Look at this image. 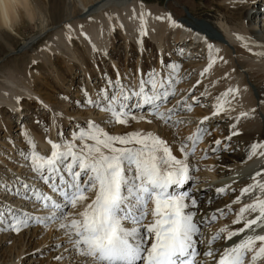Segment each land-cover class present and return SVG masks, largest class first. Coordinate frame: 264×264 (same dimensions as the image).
<instances>
[{
    "label": "snow or ice",
    "instance_id": "1",
    "mask_svg": "<svg viewBox=\"0 0 264 264\" xmlns=\"http://www.w3.org/2000/svg\"><path fill=\"white\" fill-rule=\"evenodd\" d=\"M248 2L249 0H226L233 10L245 6ZM91 7L93 6H89L88 10ZM106 15L109 21L113 20L111 15ZM150 18L155 22L165 23L173 30L182 28L171 13L161 12L152 16L150 12L145 11L141 3L140 12L133 10V16L129 18L134 22L133 31L137 33L135 43L138 50L144 49V39L149 37ZM89 20L92 18L89 17ZM117 26L124 27L123 24L117 25L113 22L110 26L111 34H114ZM79 28V33H76L71 24H64L66 42L71 43L74 39L83 37V40L91 45L93 53L101 59L106 58V52L97 48L83 32V25H79ZM201 31L205 30L194 32L193 28L189 27L186 39L193 43L194 47L203 45L206 49V65L200 72L203 77L205 74H211L218 62L227 65L228 60L220 55L219 47L200 35ZM212 31L214 29L209 28L207 34L210 36ZM233 35L240 47L252 52L251 45L254 42L248 36L235 32ZM258 47L264 49V43ZM51 48L52 45L45 42L40 51H49L55 55ZM254 54L264 57V51ZM160 56L159 72L152 66L146 73L139 68L131 71L125 69L121 73L119 66L113 64L116 78L113 79L107 72L103 73L101 79L104 84L96 89L95 99L82 88L83 99L74 101L69 94L63 96V101L69 105L82 103L85 106L102 107L120 125L129 123V112L148 108L152 118H158V123L167 126L172 114L178 111V105H188L186 110H190L189 99L198 102V98L194 93H190L177 101L172 108L161 111V105L175 95L172 86L177 82L175 77L179 75L181 67L178 60H173L172 56L182 58L184 52L180 50L171 53L168 63L163 60L162 49ZM39 62L33 60L31 63L36 65ZM138 71L141 72L140 78L133 84ZM145 75L147 80L144 79ZM228 76L229 73L225 72L224 77ZM209 83L215 84L216 81ZM196 84H201V80L197 79ZM239 91L238 87L230 85L219 93L215 97L210 115L203 117L194 133L179 140L175 133H172L171 140H166L152 131L134 130L123 134H110L92 120L86 121V127L77 128V122L69 118L72 127L68 130V136L65 137L61 133L55 142L48 139L50 154H38L35 150L34 134L24 125L21 117V128L17 135L26 145L22 152L24 166L30 173L38 174L37 178L43 182L47 191L16 178V184L20 187L14 194L33 201L47 212L41 217L11 207H8L7 211L0 209V229L6 227L8 231L18 234L22 229L31 227L34 221L45 227L50 223L55 224L62 233L59 244L51 246L58 250L53 257L56 264H201L197 256L199 245L204 243L199 239L203 236L201 224L204 221L197 219L200 197L190 190V184L194 182L191 176L194 168L192 159L197 142L207 132L204 122L210 123L221 114L239 122L242 117H248L250 112L255 111H240L238 115L231 116L226 106L231 104L229 97L234 98ZM16 99L19 103L25 98ZM27 99L35 100L39 105L37 113H47L52 123H55L57 118H62L63 109L58 110L31 95ZM259 105L264 106V99L259 101ZM18 110L23 111V108ZM144 119L143 116H131V120ZM34 122L39 126L38 116ZM148 123L151 124L152 120ZM47 131V128L43 129L45 135ZM229 131V137L223 141V148L220 147V139L214 141V154L229 149L231 137L239 134L237 124L230 123ZM9 138L6 135L5 139ZM257 153L264 159V141L251 143L248 158ZM217 158L219 159V156ZM251 180L252 183L239 189V195L226 206L231 211L232 205L242 203L241 197L246 193L252 192L255 195L256 190L259 191L260 195L253 202L243 203L235 212L231 223L242 226L221 229L207 241L208 244L214 243L226 231L223 239L229 241L230 246L224 247L222 252L217 250L219 258L216 264H264V175L256 172ZM227 187L216 188L217 196L225 193ZM235 191L236 189H233V192ZM69 207L74 211L67 213ZM246 212L255 214L254 218L245 216ZM255 229H260V233H256ZM44 251L45 249H40L39 254L42 255ZM203 255L207 257L212 253L205 251Z\"/></svg>",
    "mask_w": 264,
    "mask_h": 264
},
{
    "label": "bare ground",
    "instance_id": "2",
    "mask_svg": "<svg viewBox=\"0 0 264 264\" xmlns=\"http://www.w3.org/2000/svg\"><path fill=\"white\" fill-rule=\"evenodd\" d=\"M141 3L144 5L145 11L150 12L152 16L161 12H169L182 25V28L173 30L165 23L155 22L150 18L148 23L149 35L155 40L159 50H163L164 36L168 31L172 30L173 36L179 39L176 42V51L183 50L184 52V57H176L182 67L179 70V74L181 73L182 76L179 80L181 82L179 87L186 86L188 90L187 96L193 92L197 98L200 97L202 100L199 105L194 107L195 104L192 105L193 101L189 99L190 110H186L188 105H183L182 109H180L181 105H178V111L172 114L170 123L167 126L163 123H158V118H152L149 115L148 108L131 111L129 112L130 115L151 119L154 122L153 129L166 132L170 140L172 139V133H175L177 134V140H179L180 138H187L195 132L203 117L210 115L215 103V97L225 91L230 85L240 89L234 98L229 97L231 104L226 107L229 109L231 116L238 115L240 111L250 112L251 109H255L254 112H250L248 117H242L239 122L231 120L224 114L217 116L210 123L204 122L207 132L197 142L196 146L199 147H197L195 156L192 159L194 168L191 176L194 182L190 186V190L200 197L197 219L204 221L201 224L203 236L199 237L204 243L199 245L197 259L201 261V264H213L216 258L219 257L217 250L222 252L224 247L230 246V242L223 239L226 231L214 243L208 244L207 241L221 229H235L242 226L241 224L232 225L231 221L235 218V212L239 210L243 203L253 202L260 193L258 190H256L255 195L252 192L246 193L241 197L242 203L232 205L231 211L226 206L230 204L236 195H239V189L252 183L251 177L256 172H261L264 175V159L258 153L250 159L248 158L251 143L264 141V106L259 105V101L264 99V57L254 54L264 51V49L258 47L259 44L264 43V31H262L264 29V16H259L261 17L259 22H263V24L261 23L263 27H258V24L252 21V12L257 10L258 5L260 8L259 12L264 14V0H249L245 6L238 7L236 10L228 6L226 0H221V8L225 7V9L227 8L228 11H231V17L228 18L225 15L226 13L224 14L223 12H217V14L206 12L201 17H187L189 22L182 20L183 16L180 14L184 11L183 7L186 6L181 4L179 0H169L166 6L160 5V3L146 4L142 0H0V129H6V133L10 134L12 123H16L17 127H19L15 130H20V119L23 117L24 125L34 134L33 139L37 153L44 154L47 152V154H50V151H48L50 148L47 143L48 139L55 142L61 133L65 137L68 136V130L63 129V122L66 117L75 120L77 128L84 126L81 125V122L86 123L87 120L94 121L104 129L109 128V125L112 124L114 127L117 126L111 114L104 111L102 107L74 103V107L70 108L68 107L69 104L59 100L60 98L44 95L37 89V86L34 85L36 83L34 80L36 74L41 75V72L32 70L31 68L34 65L31 62L40 59L44 55L52 56L49 51H40L42 47L35 50L33 55L30 56L31 59L24 64L22 63L21 66L17 63L3 70L2 64L10 55L15 54V41H18L19 36L28 27L30 29V25L27 27L24 25L25 19H27L33 22L37 33L26 40L27 42L25 43L27 44L23 48L33 49L34 43H37L42 37L50 33L52 39L47 42L52 45L51 52L62 53V49L69 51L71 57H65L68 59L64 61L68 62L70 68L74 66L73 62L80 66L83 74H80L81 72H77V74L86 77L88 81L86 91L92 99H95L96 89L92 78L93 72L89 68L87 61L84 58H80V50L75 42L79 44L78 46L83 49L92 62L97 63L96 58L98 55L93 53L91 45L84 41L83 37L67 43L64 36V24H71L76 33L80 31L79 25H83V32L90 37L92 43L97 48L105 51L106 57L111 60L112 64L118 66L119 62L109 53L115 37V32L114 34L110 32V26L113 22L117 25L123 24V28L119 26L116 28H119L127 38L135 42L137 33L133 31L134 22L129 18L133 16V10L136 13L140 12ZM187 3L189 4V1ZM192 5L194 4L192 3ZM89 6L93 7L88 10ZM106 14L111 15L113 20L109 21ZM89 17L92 18L91 21ZM232 20L234 21L232 22ZM189 27H192L194 32L204 29L205 31H201L200 35L221 49L220 55L228 60V64L222 65L218 62L211 74H205L201 77L200 72L206 65L207 53L203 45L194 47L193 43L186 39ZM209 28L214 29L210 36L207 34ZM234 32L248 36L254 42L251 45L252 52L239 46L233 35ZM57 37L58 39H55ZM145 41L144 39V45H146ZM127 45H129V42ZM144 50L145 47L139 51L143 54ZM200 52L205 54L203 63L200 60L197 61V58L193 59ZM55 54L58 57V53ZM187 63L195 64L194 66L197 70L195 80L188 81L189 75L192 73H189L188 69L184 70ZM138 68L144 72L142 61ZM97 70L99 77H101L104 71L102 72L100 66L97 67ZM225 72L229 73L227 78L224 77ZM140 75L141 72L138 71V76L133 80V84L139 80ZM197 79L201 80V84L195 89L193 86H197ZM102 81L104 80L102 79ZM209 81H216V83L212 84ZM176 84L172 86L175 89V95L167 103L161 105V111L166 108H172L177 104V101L185 96L184 91L177 92L178 86L176 87ZM64 87L68 92H74V101L83 99L81 98L82 89L79 87L72 89L70 84ZM202 93L205 94L201 95ZM69 94L67 93L66 95ZM29 95L38 97L39 100L54 106L58 110L63 109L62 118H57L55 123H52L51 118L48 116V120L37 128L33 119L37 116L31 111L30 104L39 105L35 100L27 99ZM17 97L25 99L18 103ZM21 107L23 111L18 110ZM12 116H15V118ZM69 118L67 119L69 127L67 126L66 128L72 127L69 124ZM230 123L237 124V132L239 133L231 137V145L228 149L230 154L227 153L228 155H226L222 152L214 154L212 148L215 147V144L213 141L210 144L211 139L214 141L220 139L223 142L225 138L229 137ZM45 128L48 129L46 135L43 132ZM213 129H216L217 133H213ZM210 133L213 135L212 138ZM190 143L189 141V146ZM223 145L221 144L220 147ZM25 147V143L21 141V137L17 133L11 134L9 142L8 139L6 141V139L0 137V209L7 211V208L11 207L20 212L27 211L33 216L43 217L47 210H43L40 205L34 204L33 201L25 200L22 196L14 194L16 189L20 187L16 184V178H19L24 183L31 184L37 189L44 188L47 191L46 187L43 186V182L37 178L38 174L34 175L26 170L22 159V152ZM203 149L207 150L206 156ZM217 156H219V159ZM225 186H228L227 191L217 196L216 188ZM233 189H236V191L233 192ZM29 192L31 194V190ZM85 195H89V193H85ZM73 211L71 207L67 209V213ZM213 213H215L214 219ZM254 215L245 213V216L249 218H254ZM148 219H151V217H148ZM255 232L259 234L260 229H255ZM61 238L62 233L52 223L45 227L34 221L31 227L22 229L18 234L8 231L6 227L0 229V264H56L53 257L58 250L51 246L59 244ZM40 249H45L42 255L39 254ZM205 251H210L212 255L205 257L203 255Z\"/></svg>",
    "mask_w": 264,
    "mask_h": 264
},
{
    "label": "rangeland",
    "instance_id": "3",
    "mask_svg": "<svg viewBox=\"0 0 264 264\" xmlns=\"http://www.w3.org/2000/svg\"><path fill=\"white\" fill-rule=\"evenodd\" d=\"M142 1H144L146 4L160 3V5H163V6H166L169 3V0H142ZM179 1L181 2V4L186 6V7H183L184 11L182 12V14H180L183 16L182 20H184L186 22H189L188 18L190 16L201 17L206 12L216 13V14H217V12L218 13L223 12L224 14L226 13L225 15L228 18L232 16V12L228 11L227 8L226 9H225V7L221 8V6H222L220 4L221 0H187V1L186 0H179ZM188 1H189V4L187 3ZM190 2H191V4L193 3L194 5L191 6ZM259 11H260V8L258 5L257 10L252 12L253 13L252 14V21H254L256 24H258L257 25L258 27L259 26L263 27V25H262L263 22H259V21H260V18L264 16V14L263 13L261 14ZM259 16H261V17H259ZM233 21L234 20H232V22ZM24 25L26 27L30 25L31 27H30V29H29V27L26 30L24 29L25 31L22 33V35L19 36L18 41H15L14 49L16 52L17 51H19V52H17V53L15 52V54L10 55V57H8L5 60V62H3V64H2L3 70H5L8 66H14L17 63L21 66L22 63L24 64V63L28 62L31 59L30 56L33 55V52L35 50H37L40 47H42L43 45H45V41L49 42L52 39V37L49 33V35L48 34L45 35L39 41H37V43H34L33 49H29V48L24 49L23 47L27 44V43H25V42H27L26 40L31 35H34L37 33V29H36L35 25L33 24V22L25 19ZM21 26H23V25H21ZM164 37H165L164 38L165 40H164V47H163V60L165 63H168L169 55L171 53H173L174 51L177 52L175 46L177 44L176 42L179 41V39L175 38L173 36L172 30L168 31ZM145 40H146L145 41V44H146L145 50L142 54V53H140V51L136 47V43L134 41H132L130 38H127L126 35L124 33H122L121 30H119V28L115 29V37L113 39V46H112L111 51L109 53L114 57L115 60H117L119 62L118 66L120 68L121 73H123L125 71V69L134 70V69L138 68L141 61L143 62L144 73H146L147 70L149 69V67H152V66H154L158 72L160 71V60H161L160 50H159L155 40L151 37V35H149L148 38H145ZM128 42H129V45H127ZM75 43L77 45V48L80 50V54H79L80 58H84L87 61L89 68L93 72L92 78H93V83H94L95 89L102 87L104 84V81H102L101 77H99L98 70H97L98 66H100V69L102 70V72L104 71L103 73L107 72V74H109L113 79L116 78V74L112 68L113 64H112L111 60L108 59V57L101 59L100 56H97V58H96L97 63H94V62H92L90 57L86 56L83 49L78 46L79 44L77 42H75ZM55 53H58V57L56 56L57 54L52 55L51 57H50V55H44L40 59H37L40 61L38 64L34 65V67L32 66V68H31L32 70H34V71L39 70L41 72V75L36 74V77L34 80L36 82L34 85L37 86V89L40 90L44 95H52L53 97L60 98L59 100H63V96L66 95L67 93H70V95L72 94L71 97L73 95H75L74 92H68L67 89H65L64 86L65 85L67 86V84H70L72 86L71 87L72 89L79 87L80 89L83 88L84 90H86L88 88V87H86L87 82H88L86 80V77H84L83 75L77 74V72L78 73L81 72L80 74H83L82 71L80 70V66L73 62L74 66L70 68L68 66V62L64 61V60H67L68 58L71 57V54L69 53V51L66 49H62V53H59V52H55ZM200 53H199L200 55L197 54L193 59L197 58L196 59L197 61L200 60V62L203 63L205 60V54H203V52H200ZM65 57H68V58H65ZM176 57L177 56H172V59L177 60ZM47 59H48V61H47ZM194 65H195L194 63H189V64L187 63L186 67H184V70L188 69L189 73H192L189 75L188 81H192L193 79L195 80V78L197 77V70H196V67ZM137 76H138V72H136L135 78ZM125 78H127V77H125ZM135 78L133 80H135ZM147 78H148L147 75H145V80H147ZM181 78H182L181 73L175 77V79L177 81L176 87L178 86L177 92H179V91L183 92L184 91V95L187 96L188 90L186 89V86L182 87L184 90L181 87H179V85L181 83L179 80ZM198 87H199V85L195 86L194 88L197 89ZM193 91H195V90H193ZM191 93H193V92H191ZM72 98L74 100V96ZM81 98H83V97H81ZM198 99L199 100L197 103L195 101H193L192 105L195 104L194 107L201 103L202 98L199 97ZM68 107H70V108L74 107V103H73V105H68ZM38 108H39V106H35L34 104H30L31 111H33L34 115L36 114V116H38V119L40 121L39 125H42L44 122H46L48 120L49 115L43 111H40L39 113H37ZM182 108H183V105L180 106V109H182ZM131 116L132 115L128 114L129 123L127 125H120L117 123V126H115L116 128L113 126V124L109 125V128H105V129L103 127L102 128L105 131H108L110 134H123L125 132L134 131V130L152 131L154 134H158L162 138H164L166 136V138H164V139L170 140V139H168V137H167L168 135L166 132L156 130L155 128H154L155 129V132H154V129H153L154 122H152L151 124L147 123L150 119H144L143 121L131 120ZM12 117L15 118V116H12ZM36 118H33V119L35 120ZM68 118L67 117L64 118V122H63V129H66V131L69 130V128H66L68 126V123H67ZM34 124L38 128V126L35 122H34ZM85 124L86 123H83L81 125H84L86 127L87 125H85ZM148 125H149V127H148ZM18 127H17L16 123H12V127L10 128V134H7L4 129H0V137L5 139L6 135L8 137H10L11 134L14 135V134L18 133L19 130L18 131L15 130ZM61 131L62 130L60 128V132ZM165 133H166V135H165ZM213 133H217V130L213 129ZM3 135H5V136H3ZM210 136H211V138L213 137V135H211V133H210ZM9 140H10V138L8 139V142H9ZM6 141H7V139H6ZM212 141L214 142V140L211 139L210 144H212ZM222 144H224V143L222 142ZM197 147H199V146H196V149H197ZM223 147H224V145L221 148H223ZM203 150H205V149H203ZM222 153H225L226 155H228L227 153L230 154V150L223 151ZM191 185H193V182L190 184V186Z\"/></svg>",
    "mask_w": 264,
    "mask_h": 264
}]
</instances>
